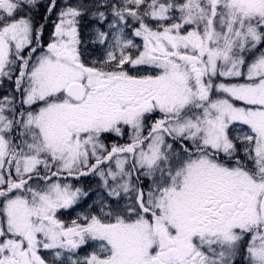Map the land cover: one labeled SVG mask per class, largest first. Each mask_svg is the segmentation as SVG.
Wrapping results in <instances>:
<instances>
[{"label": "snow or ice", "instance_id": "obj_1", "mask_svg": "<svg viewBox=\"0 0 264 264\" xmlns=\"http://www.w3.org/2000/svg\"><path fill=\"white\" fill-rule=\"evenodd\" d=\"M0 264H264V0H0Z\"/></svg>", "mask_w": 264, "mask_h": 264}]
</instances>
